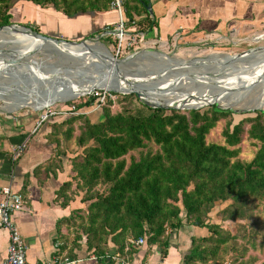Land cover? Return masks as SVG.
<instances>
[{"label": "trees", "instance_id": "obj_1", "mask_svg": "<svg viewBox=\"0 0 264 264\" xmlns=\"http://www.w3.org/2000/svg\"><path fill=\"white\" fill-rule=\"evenodd\" d=\"M10 1L0 0V26L11 25L6 15ZM30 1L42 7L51 5L72 16L105 11L110 0ZM128 4L126 0L129 24ZM139 23L134 22V26L142 35L145 31ZM109 95L125 103L134 99L138 107L113 113ZM95 100L93 92L81 105H60L66 111L73 107L70 112L75 114L64 117L66 120L58 125L65 128L63 136L74 138L75 149H80V154L73 152V176L62 186L60 195L65 201V193L74 183L71 193L86 204L85 209L74 211V219L90 254L104 255L108 242L116 245L120 255L130 254L134 248L123 252L127 240L143 238V246H159L164 258L167 230L177 231L189 224L204 228L207 234L191 239L181 264L221 261L220 255L225 254L234 237L217 225L206 224L210 211L216 204L229 202L220 215L235 221L248 218L264 206V111L241 114L238 119L234 113L213 106L203 112L169 109L167 114L166 109L140 103L134 94L109 92L94 122L93 114L88 116L82 109L91 107ZM229 118L235 122L226 123L223 145L207 143L216 124ZM81 121L80 131L74 136L75 124ZM244 135L256 149L249 161L238 159ZM133 152L137 158L130 156L127 161L125 157ZM98 186H104L103 192L95 191Z\"/></svg>", "mask_w": 264, "mask_h": 264}, {"label": "crops", "instance_id": "obj_2", "mask_svg": "<svg viewBox=\"0 0 264 264\" xmlns=\"http://www.w3.org/2000/svg\"><path fill=\"white\" fill-rule=\"evenodd\" d=\"M127 1L126 13L131 21L140 20L145 31L143 38L161 42L217 40L237 29L264 28V0H138L140 4ZM6 15L13 25L72 41L97 37L118 21L117 13L111 9L67 16L51 5L42 7L30 0H11ZM124 17L128 21L125 10ZM54 108L66 109L60 105ZM37 114H0V199L4 187L22 197L21 210L12 213L10 219L26 246L27 262L42 264L60 258L74 264H181L191 239L204 236V228L184 224L177 231L167 230L164 258L159 246H141L120 255L111 242L104 255L90 254L85 236L78 233V220L74 219V211L85 209L86 204L71 193L74 183L66 191L65 201L60 195L62 186L73 176L74 138L67 140L62 134L65 128L58 127L66 116H54L36 127ZM23 143L25 149L12 160V150ZM8 236L0 227V264Z\"/></svg>", "mask_w": 264, "mask_h": 264}, {"label": "rangeland", "instance_id": "obj_3", "mask_svg": "<svg viewBox=\"0 0 264 264\" xmlns=\"http://www.w3.org/2000/svg\"><path fill=\"white\" fill-rule=\"evenodd\" d=\"M13 42L6 39L0 41V52H2L1 54L3 55L0 57V66L3 65L2 61L4 60L8 62L20 60V63H22V68L17 69L16 72L23 70V68L27 66L26 63L35 65L41 64L43 66L51 64L53 65L56 62L61 63L62 69L66 71L70 70L73 73H76L77 70L87 71L90 76H93V74L96 75L100 71L99 68L96 67V65L100 64L102 59L100 58V60L97 59L92 62V57H89L90 55L88 52L86 54L85 52H81V54H84L85 56L79 55V57L83 60V64H87L84 65L85 67L83 68L81 62L75 60H67L66 62H61L58 58L59 56H56L54 53H49L46 50L32 52L35 46H28L26 40H21L18 43ZM95 48L100 52L102 51L107 54L110 53L114 58L118 60H123L136 53L137 56L140 55L138 56V59H136V62H131L132 64L127 63L125 66L127 67V72L131 74L128 75L129 77L139 75L141 76L138 81H131V79H129L130 81L128 83H135L136 85L144 86L145 89L147 88L151 94H144L146 100L173 101L179 103H181L180 100L188 101L191 98L190 94L183 91L180 88V85L182 83L188 85L189 81H192L191 84L195 89L202 88L205 85L208 86L211 82L215 81L213 79H209V72L213 71L215 72V74H221V78H223V80L228 77L230 78V81L229 79H226L227 81H229V83L224 84L223 87L211 92L208 97L210 99L206 100L207 102L214 100L219 107L232 108L235 111H246L253 108H259V111H264V66L263 64L258 65L260 64V62L257 63V61H264V53L255 54L253 57H251V59L248 58L236 63L232 62L231 60L233 58L244 57L245 55L243 54L246 52L264 50V28H262V30L252 31L247 28L237 29L233 34L228 33L217 40L206 38L204 40L186 43L179 42L178 40H168L166 42H161L157 39H153L152 37H145L142 38L137 44H135L131 50L126 51L122 56L119 55L117 57L116 43L112 39L101 38L99 43H96ZM105 48L108 51H106ZM92 51L96 52L94 49H92ZM155 51H158L159 55L153 53ZM145 54L166 58L172 65L175 63L176 66H201L204 67V69L200 71L198 75H196V72H193L194 75L190 76L185 75V73L182 75L174 76L175 84H171L170 82H167L166 79V77L172 74L171 72H168L170 73L168 75L166 73L160 74V70L165 69L167 71V65L150 56H145ZM239 55L243 56L235 57ZM4 57L7 59H4ZM246 61L249 62L246 63ZM194 63L197 64L192 65ZM245 65H247L246 68L244 67ZM188 68L192 69V67ZM240 68L242 69L237 70ZM0 69L4 70L0 72V97L2 98L0 99V114L19 115L27 112L30 114L36 112L37 114L40 113L41 109H44V105H48L32 101L33 99L39 97V94L37 93V90L35 88H31V91H27L26 93V91H24L23 89L20 90L17 88V86H14L16 80H14V82H12L10 85V81L8 80L14 78L12 75L11 77H9L8 73L6 72V70H11L10 66H6L5 68L0 67ZM30 69L32 68L30 67ZM32 70L35 71V69ZM234 70L237 71L231 72ZM122 84H124V82ZM47 86L48 82L43 85V87ZM26 88L29 89L28 86H26ZM101 92H105L106 94H108V92L106 91ZM21 96L22 98L24 97L26 101L31 100L32 103L30 102L28 106L20 107L17 110H12L10 106L4 103V101H6L7 99H21ZM87 98L88 96L79 97L69 100L68 102L71 103L70 105H81L87 100ZM109 98L112 103L110 109L113 113L118 112L123 108L131 109L138 107V104L134 99L125 103L123 101L120 102V98L118 96H110ZM175 99L179 100L176 101ZM65 103L66 102L59 101L53 103L52 106L54 107V105H63ZM97 104L98 102L96 99L91 107L82 109V111L86 112L88 116L90 114H93L94 122H96V120L100 116V111L98 110L99 108ZM211 106L220 111H226L224 109L216 107L213 104L202 105L194 110H200L201 112H203L208 110ZM178 111L184 112L182 110ZM166 113L169 114V109H166ZM248 113L253 112L247 111L245 113H234V118H241V114L248 115ZM233 120L234 119L229 118L218 122L215 128L207 136V143H218L223 145L224 141L222 132L226 127V123H231V121L233 122ZM81 123L82 121L75 124L76 131L74 136L78 135L79 126L81 125ZM74 142L75 141L73 140L72 153L76 152L80 154V149H75L76 147L74 145ZM238 147L240 149L238 159L242 161H249L256 151L255 147L252 145V142H250L245 135L242 137V141ZM130 156L137 158V154L133 152L127 155L125 159L129 161ZM103 189L104 186H98L95 191L103 192ZM228 205L229 202L216 204L208 214L206 220V224L217 225L221 229L229 232L234 237V239L229 241L228 248L225 254L220 255L221 261H219L218 259V262L216 264H262L264 262V206L260 207L258 210L251 212L248 218L237 219L235 221H227L224 219V216L220 215V212L227 208ZM188 226L192 225L188 224ZM242 227L244 228L242 229ZM203 232L204 235L207 234L206 230H204ZM78 233H80V230L78 231ZM242 252H244L243 257L240 256Z\"/></svg>", "mask_w": 264, "mask_h": 264}, {"label": "water", "instance_id": "obj_4", "mask_svg": "<svg viewBox=\"0 0 264 264\" xmlns=\"http://www.w3.org/2000/svg\"><path fill=\"white\" fill-rule=\"evenodd\" d=\"M5 29H11V30H16V29H20L21 31L25 32L26 34L30 35L35 41L38 42V45L32 50L33 51H43L46 50L49 53H54L56 56H59V60L61 62H66L67 60H75L78 62L82 63V67L84 68V65L87 64H83V60L80 57H76L74 56L72 53H70V51L68 50V48L73 47V46H82L85 50L84 51H89L92 54H95L96 52L92 51L91 49H89L88 44L89 43H99L100 41V35H98L97 37H93L90 39H84V40H80V41H72V40H64L61 39L59 37H47L41 33H37L32 31L29 28H26L25 26H17V25H8V26H0V33L5 30ZM106 49V48H105ZM106 51H108L106 49ZM31 52V53H32ZM251 52V51H250ZM250 52H246V53H250ZM2 52H0V57L3 56L1 54ZM109 53V52H108ZM153 53H156L159 55L158 51H155ZM246 53H244L243 55H246ZM243 55H239V56H235V57H242ZM109 56L111 57L110 59L114 61V63L116 64V66H113V73L110 74L111 75V82L113 84H117V83H121V82H129L131 79L132 80H137L140 79V75L139 76H128L131 75L129 74V72H127V67L126 66H121L118 67V64H126V63H131L133 61V59H138L137 53L131 55L130 57H127L123 60H118L116 58H114L110 53ZM4 59H7L4 57ZM107 60V58H105ZM113 63V64H114ZM1 64V63H0ZM2 64L5 66H10L11 70H6V72L8 73V76L11 77V75L15 78L16 83L14 84V86H17L18 89H23L24 91H31V88H35L37 90V93L39 94V96L45 100V101H49L47 106H52L53 103L55 102H68L69 100L75 99V98H79V97H84V96H88L90 93L95 92V91H106V92H111V93H117V94H134L136 96V98L138 99V101L150 108L153 109H173V110H191V109H195V108H180V107H174V106H166V105H162V104H158L152 101H148L144 98V90H141L142 92L140 93L137 89L131 90L129 92L126 91H121L120 89L116 88V87H107L108 84H106V86H104V84H95V85H91L89 82H91L92 80V76H90L87 71H80L77 70L76 73L69 71H66L64 69L61 68V63H54L53 65H35V64H29L26 63V67L23 68V70H20L19 72H16L17 69H21V64L20 60L17 61H12V62H8L6 60L2 61ZM25 64V63H24ZM132 64V63H131ZM90 65V64H88ZM99 65V66H97ZM96 67L99 68V73H97L96 75H99L101 77V80H104L107 77V72L109 70L110 65L109 64H97ZM30 67H34L35 71L30 69ZM4 71L0 69V72ZM143 77V76H142ZM48 82V86L47 87H43L42 85H44V82ZM26 86L29 87V89L26 88ZM25 93V94H26ZM43 95V96H42ZM220 95V94H218ZM66 98L65 100H59L56 98ZM217 97V95H216ZM50 101L53 103L50 104ZM218 108L224 109L222 107H219L217 104H213ZM44 107V108H45ZM224 110L232 112V113H245V112H254V111H259V108H253L250 110H246V111H235L232 108H225Z\"/></svg>", "mask_w": 264, "mask_h": 264}, {"label": "bare ground", "instance_id": "obj_5", "mask_svg": "<svg viewBox=\"0 0 264 264\" xmlns=\"http://www.w3.org/2000/svg\"><path fill=\"white\" fill-rule=\"evenodd\" d=\"M4 39H6L8 41H11V42L14 41L13 43H18L21 40H23V41L26 40L28 46L33 45V46L36 47L38 45L37 41H35L30 35L26 34L25 32L21 31L20 29H16V30L5 29V30H3L0 33V41H3ZM88 46H89V49H91V50L94 49L96 51V54H92L91 52L88 51V53L90 55L89 57H92V59H91L92 62H94V60H97V59L100 60V58H101L102 60H101L100 64L104 63V64H109L110 65L109 70L106 73L107 77L104 80H101V77L99 75H94L93 74L92 80H91V82H89L91 85H95V84L100 83V84H104V86H106V84H108L107 87H116V88L120 89L121 91L129 92L131 90L137 89L140 93L142 92L141 90H144L146 94H149V95L151 94L148 91L147 88L145 89L144 86L136 85L135 83L124 82V84H122L123 82H121V83L113 84L111 82L112 79H111V75L110 74L113 73V70H114L113 66H116V64L114 63L113 60L110 59L111 57L109 56V54L101 51L102 53H104V54H102L99 50H96L95 43H89ZM68 50L70 51V53H72L76 57H79V55L85 56L84 54H81V52H85V54L87 53V51H84L85 49L82 46H73V47L68 48ZM260 53H264V50L253 51V52H250L249 54H246L242 58H233L231 60H232V62L236 63V62L248 59V58L251 59V57H253L255 54H260ZM138 56H140V55H138ZM145 56H148V57L150 56V57H152V58H154V59H156V60H158V61H160L162 63H165L167 65V71L165 69L160 70V74H162V73L165 74L166 73L168 75V74H170L168 72H171L172 74H170L168 77H166L167 82H170L171 84H175L174 83V80H175L174 76L182 75L184 73H185V75L190 76V75H194L193 72H196L197 73L196 75H198V73L204 69V67H201V66H194V67L191 66V65L190 66H178V65L176 66L175 63L173 64L174 65L173 66L172 64L169 63V61L166 58L155 57V56H151V55H148V54H145ZM231 57H234V56H231ZM105 58H107V60ZM132 62H136V59H133ZM248 62L249 61H246V63H248ZM259 62H260V64H258V65L263 64V66H264V61H257V63H259ZM126 64H122V63L118 64V67L125 66ZM195 64H197V63H194L192 65H195ZM0 67L5 68L6 66L5 65H1ZM188 67H192V69H190ZM244 67L246 68L247 65H245ZM29 68H30V66H29ZM31 68L34 69V67H31ZM241 69L242 68L237 69V70H241ZM237 70H234V71H231V72H235ZM220 71H222V70H220ZM95 73H97V72H95ZM209 73H210L209 74V76H210L209 79H213L215 81L211 82L208 86L205 85L202 88L195 89L194 86L191 84L192 81H189L188 85L184 84V83H182L180 85V88L183 91H185V92L190 94L191 98L188 101H181L180 100L181 103L173 102V101H156V100H151V101L155 102V103H158V104L166 105V106H174V107H180V108H195V109L199 108L202 105L216 104V101H214V100H211L209 102L206 101V100L210 99V98H208L209 94L211 92H213L215 90H218L219 88L223 87L224 84L229 83L230 78L226 77V79H229V81H227L226 79L223 80V78H221L222 77L221 74L220 75L215 74V72H213V71H210ZM14 80H15V78H12L11 80L10 79L8 80V81H10L9 82L10 85H11L12 82H14ZM45 84H46V82H44V85ZM0 99H2V98L0 97ZM56 99L65 100L66 98L64 97V98H56ZM178 100L179 99H177L176 101H178ZM32 101L33 102H37V103H41V104H49L48 103L49 101L47 102V101L43 100L40 96L35 98V99H33ZM32 101L31 100L30 101H26L25 98L24 97L22 98V96H21V99H18V98L17 99L16 98L15 99H7L6 101H4V103L7 104L8 106H10L12 108V110H15V109L17 110L20 107L28 106L30 104V102L32 103ZM148 101H150V100H148ZM52 102L50 101V103H52ZM45 106L46 105H44V107ZM223 108L225 109L227 107H223ZM6 110H7V108H6Z\"/></svg>", "mask_w": 264, "mask_h": 264}, {"label": "built area", "instance_id": "obj_6", "mask_svg": "<svg viewBox=\"0 0 264 264\" xmlns=\"http://www.w3.org/2000/svg\"><path fill=\"white\" fill-rule=\"evenodd\" d=\"M126 0H110L109 9L115 11L118 15V21L112 29L105 28L100 34V39L105 38L106 36H111L116 43V57L123 55L126 51L131 50L135 44H137L144 36L136 33L134 26V21L125 20L124 17V4ZM93 93V92H92ZM97 99L98 108L104 103L106 93L97 91L94 92ZM110 97V95H109ZM97 109V108H96ZM73 107L71 110L66 111L64 109L54 108L53 106H48L40 110L39 118L36 124V127H39L44 122H47L50 118L58 115L69 116L75 113H72ZM25 149V144L16 146L12 150V160L18 158L20 154ZM22 207V197L20 194L13 192L9 187H4L1 190V199H0V227L6 230L9 234L8 236V245L6 248V254L1 264H29L26 260V246L22 240L20 233L17 228L12 224L10 216L14 212H18ZM127 245L125 251L128 249L134 248L137 249L144 245V239H131L127 240ZM42 264H74L73 261L69 259H60L55 258L52 261Z\"/></svg>", "mask_w": 264, "mask_h": 264}]
</instances>
